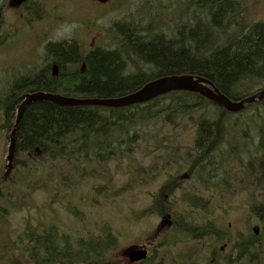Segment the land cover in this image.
<instances>
[{
    "label": "trees",
    "instance_id": "16d2710c",
    "mask_svg": "<svg viewBox=\"0 0 264 264\" xmlns=\"http://www.w3.org/2000/svg\"><path fill=\"white\" fill-rule=\"evenodd\" d=\"M0 1L2 26L5 20L2 10L7 0ZM180 1L182 4L174 8L179 18L183 10L185 19L182 21H177L179 18L176 17L174 22L163 25L162 21L167 17L161 15L160 20L154 23L144 11L133 29L137 36L133 32L126 33V24H115L114 38L118 48L114 51L95 48L82 55L80 46L74 42L47 44L44 50L48 67L38 76H20L0 83V122L4 123H0V133L3 137L7 139L13 129L16 109L23 97L32 92L57 93L70 98H116L134 93L159 77L174 74L206 79L232 100L264 87V22L250 24L245 20L243 0ZM147 21L150 22L146 24ZM156 25L159 28L156 29ZM153 26L154 30H150ZM140 27L142 29L138 30ZM51 62L58 65L57 75H53ZM68 66H75L74 71L70 72ZM164 105L167 109L163 112L156 110ZM185 111H189L188 118L196 117L195 138L187 155V164L183 163L192 170V179L200 182L206 173L212 172L219 182L222 178L226 180L231 175L235 176L244 161L245 183L260 196L250 208L264 226V100L245 105L238 113L226 112L200 95L189 92H170L147 103L119 109L59 107L49 102H33L21 118L16 133V153L17 156L26 154L54 162L70 151L84 158L93 152L97 164L104 165L118 154L120 143L127 148L131 139L139 136L138 129L146 123L186 118ZM235 150L240 151L232 153ZM19 161L14 157V165L21 170ZM36 163L43 165L40 161ZM141 176L140 168L131 175L133 182H138ZM144 182L145 178L140 181ZM202 184L198 191H183L178 205L183 211L203 220L204 226L198 228V233H203L202 237H210L222 228L207 216L208 202L202 201L208 190ZM13 185L8 182L0 187V211L2 202H12ZM133 188L134 184L129 183L118 193ZM175 190L178 191L166 182L159 192L167 195L154 194L151 202H158ZM21 195L17 196L20 198ZM182 219L188 221L191 218H186L185 214ZM191 223L192 229L194 225ZM177 230L179 236L191 234L190 231ZM24 235L16 247L30 259L31 264H107L106 254L117 241L109 233L97 240L86 238L69 247L55 241L48 231L42 234L28 231ZM20 242L22 245H18ZM246 242L240 245V253L248 247L249 250L254 249ZM139 264H152V260L147 258Z\"/></svg>",
    "mask_w": 264,
    "mask_h": 264
},
{
    "label": "rangeland",
    "instance_id": "374dc122",
    "mask_svg": "<svg viewBox=\"0 0 264 264\" xmlns=\"http://www.w3.org/2000/svg\"><path fill=\"white\" fill-rule=\"evenodd\" d=\"M243 3L247 13H244L245 20L250 24L264 22V0H243ZM177 4L182 2L117 0L101 5L93 0H29L16 9L5 4L2 10L5 20L0 25V83L20 76H38L40 71L48 67L44 48L49 43H77L82 55L95 48L114 51L118 48L114 38L117 30L115 24H126L128 32H124L136 35L133 29L139 23L140 13L146 11L154 23L160 20L161 15H166L162 23L167 25L176 20L174 7L177 8ZM181 11L177 21L185 19ZM154 27L150 30H154ZM157 28L159 26L156 25ZM49 64L51 68L56 65L55 62ZM68 68L74 70L73 66ZM165 109L166 105L156 110L163 112ZM188 112L184 113L186 118L179 120L174 118L163 123L149 121L138 129L139 136L133 137L127 148L120 143L117 155L121 158H111L112 161L106 165L100 166L91 159L92 152L86 161L81 158L72 160V164L35 163L32 167L24 164V157L19 156V162L22 163L20 168L26 176L17 169L13 182L25 179L26 183L34 184L38 189L30 197L27 188L17 191V195L22 193L20 199L26 205L20 211H14L11 205L2 202V207L5 206L11 212L0 219V264H31L30 259L27 261L22 254H17L21 252L17 245L11 244L26 236L24 233L28 231L35 234L48 231L55 241L66 243L69 247L78 245L86 238L97 240L109 233L113 236L115 234L119 238L117 249L114 248L105 258L106 261L109 258L111 264H126L123 252L134 244H144L137 249L144 246L150 248L148 259L152 260V264H264V226L250 208L260 196L245 183L244 161L235 176L231 175L226 180L222 178V181L217 182L219 180L215 179L212 172L206 173L203 178L211 187L205 195L208 202L207 216L222 229L215 231L211 238L201 240L200 246L194 245L191 240L183 244L163 237L167 229L177 234V228L190 231L192 235L194 228L191 229V221L194 223L200 220L193 214L182 211L179 214L180 225L175 227L178 222L174 213L170 218L175 226L164 223L165 229L161 235L155 233L161 219L152 214L143 216V210L156 203L151 202L154 194L167 195L159 191L169 178L180 180L178 184L189 190L197 188V181L190 174L192 170L188 171V166L183 165L187 164V155L195 138L196 117L188 118ZM8 146L9 143H3V134L0 133L1 167L5 165ZM239 151L232 153L238 154ZM14 157L17 156L14 154ZM88 164L94 167L91 169ZM84 166L89 171L81 173ZM97 167L104 169L97 174ZM137 168L142 170V176L138 182H133L131 175ZM53 172L57 177L46 179ZM92 172L94 177L90 176ZM81 175L87 179L83 180ZM144 178L146 182L140 183ZM129 183L134 184L132 190L118 193ZM178 193L175 190L160 202L172 201L171 204H175L174 198ZM185 214L186 218L190 216L191 219L182 221ZM52 226H56V229ZM254 226L259 228L256 235L252 234ZM253 237L257 238L256 241L252 240ZM223 238H227L226 241L217 243ZM242 242L247 245L249 243L254 249L249 250L248 247L240 253Z\"/></svg>",
    "mask_w": 264,
    "mask_h": 264
},
{
    "label": "water",
    "instance_id": "95a60500",
    "mask_svg": "<svg viewBox=\"0 0 264 264\" xmlns=\"http://www.w3.org/2000/svg\"><path fill=\"white\" fill-rule=\"evenodd\" d=\"M25 0H10V5L20 4ZM100 3H105L110 0H97ZM190 91L196 92L201 94V96L205 97L206 99L212 101L217 107L222 108L229 112H237L243 108L244 104L253 103L255 100H262L264 97V89L260 92L251 95L249 97H244L240 100H230L227 96L223 95L218 89H216L212 83L207 80H203L200 78H196L189 75H173V76H165L159 79L154 80L150 84L144 86L140 91L127 95L118 100H106V101H88V100H68L59 97L58 95H44L42 93H36L31 96H26V101L22 104V106L18 109L14 129L10 134L9 143L10 146L8 147V154L6 161L8 164L5 166V173L2 179L4 180L6 176L9 174V171L12 168V158L15 151V133L16 127L19 125L21 118L23 116L25 105L27 102L30 101H49L58 105H63L67 103H72L76 105H81V103L77 101H82L84 104L87 105V102L91 104H100L105 106H128L131 104L142 103L151 98L158 96L163 93H167L169 91ZM145 251L141 252H132L129 253V258L131 261H137L144 259Z\"/></svg>",
    "mask_w": 264,
    "mask_h": 264
},
{
    "label": "bare ground",
    "instance_id": "6f19581e",
    "mask_svg": "<svg viewBox=\"0 0 264 264\" xmlns=\"http://www.w3.org/2000/svg\"><path fill=\"white\" fill-rule=\"evenodd\" d=\"M28 0H25L24 2H22V3H20V5L21 4H23V3H25V2H27ZM97 1V0H96ZM112 1H115V0H110V1H107V2H112ZM98 2V1H97ZM107 2H105V3H107ZM98 3H100V2H98ZM105 3H100V4H105ZM173 24H175V23H173ZM78 46V45H77ZM78 49V48H77ZM52 69H53V72L55 73V67L53 66L52 67ZM82 69H83V67H82ZM81 70V69H80ZM81 72V71H80ZM52 73V72H51ZM54 73H53V75H54ZM175 75V74H174ZM200 79H203V78H200ZM203 80H206V79H203ZM154 81V80H153ZM153 81H151V82H153ZM151 82H149V83H147V84H150ZM212 83V82H211ZM146 84V85H147ZM145 85V86H146ZM144 87V86H143ZM142 87V88H143ZM141 88V89H142ZM140 89V90H141ZM140 90H137V91H140ZM136 91V92H137ZM261 90H259L258 92H260ZM170 92H178V91H175V90H172V91H169V92H167V93H170ZM186 92H189V93H195V94H198V95H200L201 96V94H199V93H196V92H190V91H186ZM36 93H42V94H44V95H52L53 93H46V92H41V91H39V92H32V93H29V94H26L24 97H23V100H22V102L20 103V105H19V107H18V109L22 106V104L26 101V96H31V95H34V94H36ZM135 93V92H134ZM167 93H163V94H160V95H158V96H155V97H153V98H151L150 100H147V101H145V102H142V103H136V104H131V105H128V106H117V107H113V106H105V105H100V104H91L90 102H87V105L86 104H84L82 101H77V102H79V103H81V105H76V104H72V103H67V104H63V105H58V104H55V103H52V102H49V101H43V102H49V103H51V104H53V105H56V106H59V107H81V106H101V107H106V108H126V107H130V106H134V105H139V104H144V103H147V102H149V101H151V100H154L155 98H158V97H160V96H163V95H165V94H167ZM132 94V93H131ZM59 97H61V98H63V99H68V100H79V99H77V98H70V97H64V96H61V95H59V94H57ZM128 94H126V95H123V96H119V97H116V98H103V99H101V98H89V99H87V98H83L84 100H88V101H106V100H118V99H121V98H123V97H125V96H127ZM130 95V94H129ZM201 97H203V96H201ZM204 99H206L205 97H203ZM263 99H264V97H263ZM206 100H208V99H206ZM208 101H210V100H208ZM257 101H259V100H255L254 102H257ZM261 101V100H260ZM33 102H39V101H30V102H27L26 103V105H25V109L29 106V105H31ZM211 103H213L212 101H210ZM253 102V103H254ZM214 104V103H213ZM248 104H251V103H248ZM248 104H244V106L245 105H248ZM215 105V104H214ZM216 106V105H215ZM244 106H243V108H244ZM242 108V109H243ZM18 109H17V111H18ZM242 109H240L239 111H237V112H229V113H238V112H240ZM25 111V110H24ZM17 114V113H16ZM15 114V115H16ZM183 120V119H182ZM181 123V122H180ZM20 124V123H19ZM177 124V123H176ZM15 125V124H14ZM152 126V125H151ZM167 126V125H166ZM18 127H19V125L15 128L16 130H18ZM160 127V126H159ZM164 127V126H163ZM167 128V127H166ZM13 129H14V127H13ZM188 129V128H187ZM179 132V131H178ZM145 134V133H144ZM9 146H10V143H9ZM8 146V147H9ZM224 149V148H223ZM112 155V154H111ZM13 159H14V155H13V158H12V161H11V164H13ZM7 164H8V162H7ZM229 168V167H228ZM227 168V169H228ZM231 170V169H230ZM227 171V170H226ZM247 176V175H246ZM3 178V175L0 177V179H2ZM195 178V177H194ZM1 181H3V180H1ZM244 181V180H243ZM180 182V181H179ZM219 182V181H218ZM255 192V191H254ZM205 196V195H204ZM161 197V196H160ZM202 197V196H201ZM162 198V197H161ZM159 199V198H158ZM159 201H160V199H159ZM258 231H259V228L258 227H256V226H254L253 228H252V234H254V235H256L257 233H258ZM141 251H143V250H137V249H134V250H131V251H128L127 253H132V252H141ZM143 261V260H142Z\"/></svg>",
    "mask_w": 264,
    "mask_h": 264
},
{
    "label": "flooded vegetation",
    "instance_id": "af4514ba",
    "mask_svg": "<svg viewBox=\"0 0 264 264\" xmlns=\"http://www.w3.org/2000/svg\"><path fill=\"white\" fill-rule=\"evenodd\" d=\"M29 1V0H28ZM95 3H98L96 0H93ZM115 1H117V0H115ZM26 3V2H25ZM107 3H111V2H107ZM107 3H105V4H107ZM98 4H100V3H98ZM101 5H104V4H101ZM54 67H55V73L53 72V69H52V72L54 73V75H57L58 74V65L56 64V65H54ZM68 67H71V66H68ZM75 66H73V68H74ZM82 67H83V69L82 70H84V64H82ZM68 70L70 71V72H73L72 70H70L69 68H68ZM145 248H148V247H146V246H144L142 249H137V250H144ZM147 259V258H146ZM145 259V260H146ZM144 261V260H143ZM142 262V261H141Z\"/></svg>",
    "mask_w": 264,
    "mask_h": 264
}]
</instances>
